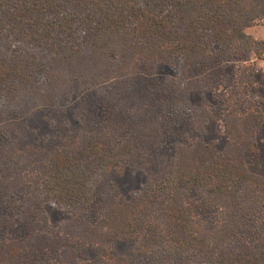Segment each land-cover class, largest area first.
Here are the masks:
<instances>
[{
  "label": "trees",
  "instance_id": "obj_1",
  "mask_svg": "<svg viewBox=\"0 0 264 264\" xmlns=\"http://www.w3.org/2000/svg\"><path fill=\"white\" fill-rule=\"evenodd\" d=\"M263 22L264 0H0V121L12 120L7 114L24 123L37 114H66L75 97L112 95L114 84L101 87L103 82H92L75 70L101 48H107L102 57H117L116 41L123 39L129 56L150 64L148 76L161 68L175 71L185 83L179 87L170 82L180 98L175 107L197 114L194 133L203 135L216 118L204 105L191 103L192 92L200 87L189 81L213 67L225 71L239 55L252 52L262 59L264 41H255L245 31ZM245 69L249 78L255 75L251 65ZM135 74H127L115 94L127 99L132 85L124 81H135ZM46 95L52 99L45 100ZM86 114L82 109L78 117L77 134L81 129L82 136L90 132ZM223 123L228 134L223 151L178 142L174 155L164 161V183L148 177L147 188L105 202L95 223L75 219V228L95 226L84 228L81 243L101 255L113 244L127 242L131 257L154 256L163 264H264V241L252 249L235 234L241 202L248 201L250 192L264 195V177L253 174L248 165L249 157L258 155L256 134L264 114L253 108L230 111ZM111 133L86 135L77 147L56 150L46 164H39L35 190L42 194L35 211L42 219L44 206L69 215L85 213L110 169L135 158V137L116 140L119 134ZM186 192L223 209L228 226L224 235L215 222L203 225L197 219ZM13 246L16 243L8 247Z\"/></svg>",
  "mask_w": 264,
  "mask_h": 264
},
{
  "label": "rangeland",
  "instance_id": "obj_2",
  "mask_svg": "<svg viewBox=\"0 0 264 264\" xmlns=\"http://www.w3.org/2000/svg\"><path fill=\"white\" fill-rule=\"evenodd\" d=\"M245 32L257 42L264 41V22ZM116 42L117 57H102L101 51L107 48H101L98 56L80 61L75 70L85 72L92 82H103L101 87L114 84L111 90L114 95L94 92L78 96L65 107L66 114H37L27 123L10 114L7 116L12 120L0 121V264H163L154 256L131 257L132 246L127 242L115 243L100 255L81 243L84 228L94 229L90 223L97 221L105 202L117 200L118 196L126 198L147 188L148 177L153 183H164L162 172L167 170L164 161L174 155V144L198 142L223 151L228 139L224 115L249 108L264 114V54L262 59L252 52L245 57L239 55L225 71L213 67L196 79H189L200 87L192 92L191 103L204 105L216 118L205 127V134L200 135L194 133L197 114L175 107L180 98L170 82L180 83L179 87L185 85L178 80L175 71L161 68L155 76H148L150 64L128 55V41L118 39ZM249 65L256 70L251 78L245 69ZM129 73H136L133 76L136 79L131 83L124 81L132 87L131 94L123 99L115 93L123 88L119 82L128 80ZM46 96L45 100L52 99ZM82 109L87 112V130L90 131L84 136L81 129L77 134ZM111 131L119 134L116 140L135 137V158L124 159L110 169L95 193L93 205L85 213L69 215L44 206L46 220L42 219L35 211L42 194L35 190V182L40 180L39 164L44 161L46 164L56 150L77 147L78 141L85 140L86 135L103 132L110 137L113 136ZM256 141L258 155L249 157L248 165L253 174L264 177V124L257 131ZM185 198L195 208L197 219L203 225L209 220L215 222L224 235L222 231L228 226L224 225L223 209L207 204L194 192H186ZM247 199L241 202L243 209L235 234L241 243L256 249L264 241V195L250 192ZM80 217H86L83 219L90 222L89 227L84 226L85 223L73 226L76 225L74 220ZM12 243L16 246L9 248ZM182 264L195 263L186 260Z\"/></svg>",
  "mask_w": 264,
  "mask_h": 264
}]
</instances>
